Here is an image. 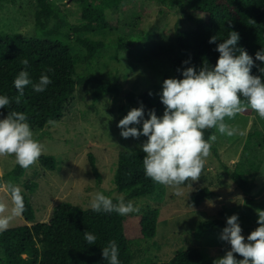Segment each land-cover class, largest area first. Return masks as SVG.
I'll list each match as a JSON object with an SVG mask.
<instances>
[{"label": "trees", "instance_id": "obj_1", "mask_svg": "<svg viewBox=\"0 0 264 264\" xmlns=\"http://www.w3.org/2000/svg\"><path fill=\"white\" fill-rule=\"evenodd\" d=\"M4 1V0H0ZM17 3L22 0H5ZM36 5L34 13L36 31L32 36L22 33H6L0 29V95H6L11 105L0 109L3 116L9 111L26 114L27 122L33 129H45L48 120H60L65 107L77 85H86L91 89L92 107L97 106L103 96L122 94L119 76L115 75H84L75 78L78 58L72 50V41L78 42L87 51L89 60L95 59L103 49L108 47L105 39L90 37L108 31L115 37L114 46L118 51L130 55L136 48L147 43L152 38L149 31L135 26H113L110 18L119 14L125 6L123 0H73L81 11L79 21L69 22V15L53 3V0H29ZM170 8L177 7L188 21L197 25L191 32L177 31L171 50L176 59L170 66L173 78L183 79L177 69L195 66L199 70L206 62L214 67L219 58L215 51L217 45L229 37L230 31L240 35L237 45L245 49L253 57L256 66L252 74L262 76L259 72L264 63L255 60V54L264 50V0H156ZM231 24V25H229ZM70 26L69 38L64 39L62 32ZM217 36L216 44H210L211 37ZM173 39V38H172ZM171 41V39H170ZM27 59L29 66L25 69L22 61ZM184 61H190L184 65ZM52 71H47V69ZM27 70L29 78L38 83L42 74H47L52 83L42 93L35 92L31 85L25 88L20 104L13 99L19 93L14 87V80L21 71ZM264 79V76H262ZM128 101L144 105L145 115L155 109L158 117L165 111L163 104L158 102L146 91L138 94L125 91ZM95 108V107H94ZM216 135L215 129L205 131V139ZM253 133L247 137L246 145L250 144ZM214 149L212 145L211 150ZM145 153L142 147L132 151H121L118 154V169L115 176V186L119 192L113 203L120 198L133 202L149 201L161 188L146 177L143 168ZM93 173L100 177L90 157ZM40 161L44 166L55 168L57 162L54 156L43 154ZM225 173L236 183L246 195L248 202L252 200L253 184L239 169L230 171L224 165ZM25 169L18 164L11 172L3 175L5 183L16 184V175L23 174ZM188 182H186L187 185ZM217 194V190L204 187L191 195V203L201 205L205 200ZM24 196L26 211L22 214L27 221L34 216L35 210ZM139 213L121 216L115 212L96 213L91 208L83 210L71 204H60L47 221L23 224L9 228L0 233V248L4 257L0 264H108L102 257V248L108 242L115 241L118 247L120 264H133L136 252L133 243L140 240H150L158 234L159 209L142 203ZM252 211V210H251ZM258 216V215H257ZM221 218L210 219L199 224V229L212 232H222L227 227L224 213ZM242 227V224H240ZM90 232L96 236L94 244H88L84 233ZM225 253L218 247L206 250L193 247L179 251L169 262L152 264H213L219 259L217 254ZM237 260L243 259L236 255Z\"/></svg>", "mask_w": 264, "mask_h": 264}, {"label": "rangeland", "instance_id": "obj_2", "mask_svg": "<svg viewBox=\"0 0 264 264\" xmlns=\"http://www.w3.org/2000/svg\"><path fill=\"white\" fill-rule=\"evenodd\" d=\"M72 1L53 0L69 15L70 25L77 23L81 15L77 3ZM123 3L125 6L119 14L110 18V23L115 27L137 25V28L152 34L151 40L138 46L136 52L130 55L118 51L113 45L118 33L113 35L106 31L90 35L108 42V47L92 60L87 58L84 47L72 41V50L78 58L75 78L117 74L123 92L118 96H103L94 108L91 89L78 84L66 104L64 115L55 126L33 129L34 138L44 145L43 154L54 156L57 164L53 169L39 160L35 166L24 170L21 176H15L16 185L27 194L35 214L30 221L23 215L13 219L9 228L47 221L60 204L88 210L97 192L116 198L119 195L115 186L118 154L138 149L147 141L144 136L125 139L120 134L119 121L131 109L141 106L128 101L124 93L127 90L138 94L151 92L161 103L163 81L173 78L170 66L176 59L175 52L171 50L175 33L191 32L197 25L188 21L177 7L170 8L156 0H123ZM36 9L35 3L29 0L17 3L0 1V29L6 33L34 35ZM69 31L70 26L63 30L64 39L69 38ZM149 118L145 115V119ZM226 122L238 126L245 134L227 137L216 130L217 140L213 143L214 149L204 172L191 186H183L182 196H177L173 188L161 185L156 194L146 197L149 201H136V207L146 203L158 208L159 220L155 238L133 243L136 252L133 264L169 262L177 252L193 247L231 250L230 244L220 239L222 232L199 229L201 222L221 218V213L226 220L234 214L239 216L245 238L259 226L257 210H264V120L249 109L235 120ZM142 123L134 126L142 131ZM250 133L253 136L247 146ZM90 157L94 159L93 165L100 177L93 173ZM16 165L14 157H0V185H6L3 175L14 170ZM224 165L230 171L241 170L249 178L254 186L250 202L225 173ZM204 187L217 190V194L201 205L191 203V195ZM0 199L11 208L6 191H0ZM225 253H219L217 257L222 258ZM2 257L4 252L0 248V259Z\"/></svg>", "mask_w": 264, "mask_h": 264}, {"label": "clouds", "instance_id": "obj_3", "mask_svg": "<svg viewBox=\"0 0 264 264\" xmlns=\"http://www.w3.org/2000/svg\"><path fill=\"white\" fill-rule=\"evenodd\" d=\"M231 25V24H229ZM217 36L210 38V44L217 43ZM240 35L230 31L229 37L217 45L215 51L219 58L214 67L206 62L197 70L195 66L177 69L183 79L169 78L163 81L161 103L165 107L162 117H158L155 109L148 112L145 119L144 105L131 109L117 125L121 136L125 139L141 136L147 137L142 151L145 153L143 168L146 177L154 183L171 187L177 196L183 195V186H191L198 181L205 170L211 148L217 140L215 134L205 139V131L215 129L222 136L233 137L244 135L238 126L226 121L248 111L256 113L264 120V67L259 68L262 76L252 74L254 59L248 52L237 47ZM255 60L264 63V50L255 54ZM25 69L29 61H22ZM188 65L190 61H184ZM52 71V69H47ZM52 83L47 74H42L38 83L29 78L27 70L21 71L14 80L18 95L14 97L20 104L24 90L31 85L37 93H42ZM149 95H153L151 92ZM12 100L0 95V109L8 108ZM0 116L3 113L0 112ZM26 114L9 111L0 119V157H14L15 162L28 170L35 166L44 153V145L34 138V132L27 122ZM142 123V131L134 125ZM48 125L55 126V120H48ZM0 191H6L10 201L0 199V233L9 229L13 219L21 217L26 211L21 188L8 182L0 185ZM90 208L96 213L115 212L121 216L139 213L140 209L133 202L123 197L118 203L97 192L90 201ZM259 225L246 238L242 235L239 216L234 214L227 218V227L222 230L220 239L231 246L222 258L213 264H264V210H257ZM88 244L96 242V236L84 233ZM236 255L243 257L236 259ZM102 257L108 264H120L118 247L115 241L108 242L102 248Z\"/></svg>", "mask_w": 264, "mask_h": 264}]
</instances>
